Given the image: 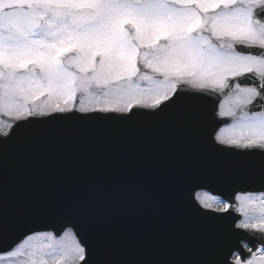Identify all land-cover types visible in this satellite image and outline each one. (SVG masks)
I'll return each instance as SVG.
<instances>
[{
    "label": "snow or ice",
    "instance_id": "6c2138e0",
    "mask_svg": "<svg viewBox=\"0 0 264 264\" xmlns=\"http://www.w3.org/2000/svg\"><path fill=\"white\" fill-rule=\"evenodd\" d=\"M142 125L209 147L189 178L198 250L134 253L80 213L15 210L14 161ZM0 264H264V0H0Z\"/></svg>",
    "mask_w": 264,
    "mask_h": 264
},
{
    "label": "water",
    "instance_id": "95a60500",
    "mask_svg": "<svg viewBox=\"0 0 264 264\" xmlns=\"http://www.w3.org/2000/svg\"><path fill=\"white\" fill-rule=\"evenodd\" d=\"M196 140L193 128L163 125L132 127L118 139H53L39 158L13 162L10 198L22 216L57 206L80 213L93 238L116 237L134 253L180 260L207 240L191 211L189 178L208 166L184 146Z\"/></svg>",
    "mask_w": 264,
    "mask_h": 264
}]
</instances>
